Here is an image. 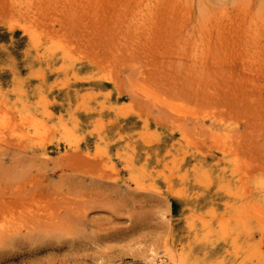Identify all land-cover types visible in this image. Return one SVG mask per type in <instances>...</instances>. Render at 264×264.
<instances>
[{"label": "rangeland", "instance_id": "obj_1", "mask_svg": "<svg viewBox=\"0 0 264 264\" xmlns=\"http://www.w3.org/2000/svg\"><path fill=\"white\" fill-rule=\"evenodd\" d=\"M0 107V264H264V0H0Z\"/></svg>", "mask_w": 264, "mask_h": 264}, {"label": "bare ground", "instance_id": "obj_2", "mask_svg": "<svg viewBox=\"0 0 264 264\" xmlns=\"http://www.w3.org/2000/svg\"><path fill=\"white\" fill-rule=\"evenodd\" d=\"M67 53H64L63 55L65 56ZM1 108V107H0ZM3 108V107H2ZM2 108L0 109V110H2ZM7 109H5V110H2V111H0V127L2 128V129H9V115H8V112L6 111ZM8 110H9V108H8ZM175 112V111H174ZM19 120L21 121V122H25V121H27V119L25 118V117H23V116H20L19 117ZM31 121H33V123H34V129L36 130L37 129V127L40 129V127H41V125L42 126H44L45 124L43 123V121H40V120H37V118L36 117H32V119L30 120V122ZM2 130H0V132H1ZM36 132H39V130L37 129V131ZM65 132V131H64ZM4 132H2V134H3ZM66 133V132H65ZM0 137H2V136H0ZM1 141V140H0ZM47 154V152L46 151H44V155H46ZM263 199H264V194H263ZM248 211V209L246 210V212ZM241 214V216H238V215H236V222H235V224L233 225V227L235 228V230H239L240 228H244V229H249V224H251L252 223V219L253 218H257V219H260V218H262V216H263V218H264V213L263 212H259V213H257V214H254V212L252 211V214L250 215L249 213H247V214H245V216H244V214L243 213H240ZM1 222H4V221H1ZM6 222V221H5ZM5 224V223H4ZM1 225H3V224H1ZM8 226V225H7ZM10 226V225H9ZM3 227H5V225L4 226H0V228H3ZM12 227V226H11ZM6 228V227H5ZM0 230H3V229H0ZM10 231H11V229H10ZM6 232H7V229H6ZM261 257H263L264 258V246H262V247H260V249H259V253H258ZM155 263H157V264H166V262L162 259V258H156L155 260Z\"/></svg>", "mask_w": 264, "mask_h": 264}]
</instances>
